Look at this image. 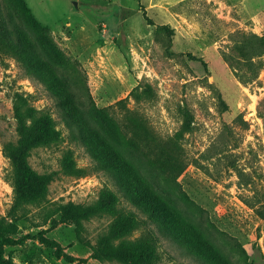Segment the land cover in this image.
Masks as SVG:
<instances>
[{"label": "rangeland", "instance_id": "rangeland-1", "mask_svg": "<svg viewBox=\"0 0 264 264\" xmlns=\"http://www.w3.org/2000/svg\"><path fill=\"white\" fill-rule=\"evenodd\" d=\"M73 1L0 5L27 42L35 70L68 81L115 147H124L116 120L122 122L125 108L141 114L156 137L179 146L184 169L147 183L180 217L191 214L213 250L234 264H264V66L243 83L223 58L242 34H264V0H75L77 7ZM36 77L0 49V216L13 200L2 145L18 138L16 100L49 113L57 132L52 143L30 151L31 167L49 176L48 190L41 203L13 219L16 241L4 255L11 264H131L98 256L94 247L119 216L142 213L70 139L53 92ZM107 196L109 211L88 218H70L61 209ZM145 227L139 224L130 238L144 235ZM40 231L61 255L40 241ZM151 239L150 264H201L166 236Z\"/></svg>", "mask_w": 264, "mask_h": 264}, {"label": "trees", "instance_id": "trees-1", "mask_svg": "<svg viewBox=\"0 0 264 264\" xmlns=\"http://www.w3.org/2000/svg\"><path fill=\"white\" fill-rule=\"evenodd\" d=\"M15 34L12 22L6 19L0 5V49L18 57L26 72L38 75L36 78L53 92L51 96L69 130L70 139L84 147L94 167L103 170L126 199L142 213L143 217L133 213L138 220L134 216H119L113 221L99 237L94 247L96 254L131 264H150L155 258L151 238L161 234L201 264H234L225 254L213 250L197 233L192 226L191 214L182 212L184 217H180L176 207V210L173 209L174 206L147 183L148 180L158 181L159 176L174 177L184 169L186 163L178 153L179 146L174 144L172 147L170 142L156 137L141 114H132L130 109L125 108L122 122L116 120L124 147L121 150L115 147L113 140L89 118L79 102V94L68 81L35 70L27 42ZM223 58L243 83L255 80L264 66V34H242L231 50L223 53ZM134 95L135 99L139 98L138 93ZM218 98L223 109H226L227 103L220 93ZM14 117L18 138L15 142L2 145L3 154L10 161L6 178L12 186L13 200L7 214L0 216V264H11L4 255V248L16 241L10 236L13 219L25 215L47 194L49 176L31 167L28 161L30 151L35 146L52 143L57 135L49 113L37 114L22 97L16 100ZM148 157L153 161L150 162ZM111 206L110 197L107 196L90 205L63 204L61 209L68 217L80 219L109 211ZM198 212L202 216L200 208ZM139 224L146 226V233L135 239L130 238ZM37 235L41 242L56 247L57 255L62 254L54 240L43 236L41 231Z\"/></svg>", "mask_w": 264, "mask_h": 264}, {"label": "water", "instance_id": "water-1", "mask_svg": "<svg viewBox=\"0 0 264 264\" xmlns=\"http://www.w3.org/2000/svg\"><path fill=\"white\" fill-rule=\"evenodd\" d=\"M73 3H74V5L77 7V2H76L75 0L73 1Z\"/></svg>", "mask_w": 264, "mask_h": 264}]
</instances>
